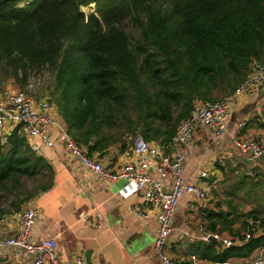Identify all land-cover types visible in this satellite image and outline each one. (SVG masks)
<instances>
[{
    "label": "trees",
    "instance_id": "16d2710c",
    "mask_svg": "<svg viewBox=\"0 0 264 264\" xmlns=\"http://www.w3.org/2000/svg\"><path fill=\"white\" fill-rule=\"evenodd\" d=\"M253 63H264V0H0V85L49 70L60 115L89 154L110 146L106 127L172 142L199 102L231 94ZM20 129L0 138V192L49 168ZM261 175L246 179L264 188ZM262 245L264 234L225 252Z\"/></svg>",
    "mask_w": 264,
    "mask_h": 264
},
{
    "label": "crops",
    "instance_id": "0c3cea01",
    "mask_svg": "<svg viewBox=\"0 0 264 264\" xmlns=\"http://www.w3.org/2000/svg\"><path fill=\"white\" fill-rule=\"evenodd\" d=\"M242 121L245 125L240 131L241 137L264 143V92L243 98L233 106L223 135L199 126L188 143L186 180L202 185L210 198L201 201L187 193L181 199L167 246L176 264H251L255 251L250 255L226 253L227 249L215 238L201 239L203 234L215 231L242 235L251 218L246 215L262 207L256 203L243 208L233 201L242 188V184L234 182L242 178L243 184L251 183L246 179L249 177L257 182L264 172V165H251L232 140ZM20 133L25 135L23 131ZM53 137H57V132H53ZM27 139L30 143L39 141ZM126 139L127 142L114 143L92 155L104 161L105 166L118 168L134 157L132 135ZM42 148V157L49 165L43 172L49 173L50 182L26 205L38 210L32 241L54 239L60 264H88V252L92 264H162L154 249L157 208L147 203L144 191L122 195L124 179H103L85 169L59 140L54 148L45 145ZM165 152L171 155L172 150ZM202 170H208L209 177L197 179ZM163 182L166 188L172 185L170 179ZM226 186H230V190L225 189ZM18 215L0 221L1 235L15 234ZM256 220L260 221L262 229L254 237L264 234V224ZM16 250L0 248V264H19L13 254Z\"/></svg>",
    "mask_w": 264,
    "mask_h": 264
},
{
    "label": "built area",
    "instance_id": "2783aa9c",
    "mask_svg": "<svg viewBox=\"0 0 264 264\" xmlns=\"http://www.w3.org/2000/svg\"><path fill=\"white\" fill-rule=\"evenodd\" d=\"M260 92H264V63H253L246 79L231 94L217 101L199 102L191 115L181 121L172 142L161 145L160 142L148 140L143 134L137 133L133 137V159L118 168H109L104 161L89 154L88 148L73 138L52 100L48 97L36 99L23 89L0 85V138L6 143L13 130L21 126L19 132L23 131L28 138L39 140L31 144L39 156L44 155L43 145L54 148L56 140H59L85 169L103 179H124L126 185L121 190L122 195H132L144 190L147 203L157 208L155 252L162 264H176L167 246L181 199L187 193L201 201L210 198V193L202 185L186 180L188 143L199 126L213 130L218 136L223 135L227 131L233 106L241 99ZM244 125L243 121L239 123L238 131L232 136L233 142L242 153H249L251 159L264 157V143L255 138L241 137L240 131ZM54 131L57 132L56 138L53 137ZM170 148L171 155H165V150ZM233 165H236L235 160ZM152 171L162 180L157 179ZM208 177V170H202L196 176L201 180ZM168 179L172 181L170 188H166L163 182ZM37 220L38 210L33 206H25L16 219L15 234H0V248H17L13 254L19 264H60L54 239L37 242L31 240ZM260 229V221L249 218L247 231L242 235L231 236L215 231L203 234L201 239L206 241L214 237L221 242L224 249L241 247ZM251 264H264V245L255 250Z\"/></svg>",
    "mask_w": 264,
    "mask_h": 264
},
{
    "label": "rangeland",
    "instance_id": "374dc122",
    "mask_svg": "<svg viewBox=\"0 0 264 264\" xmlns=\"http://www.w3.org/2000/svg\"><path fill=\"white\" fill-rule=\"evenodd\" d=\"M83 9L90 13L92 11L91 6L83 7ZM127 30L134 36H137V31H135L133 24L131 22H127L126 24ZM1 86L4 87H11V88H17V89H23L27 91L31 96H33L36 99H41L43 97H48L50 100L54 101V97L52 94V74L49 70L45 69L40 73H34L29 78V81L24 87H19L15 84L14 81H8L6 84H3ZM56 105V104H55ZM135 114V112H133ZM158 122H155V125H157ZM123 127L115 126V127H106L105 132L107 135H110L111 138L109 139L111 142L110 145L114 143L121 144L123 141L127 142L128 135H124L121 139V132L123 131ZM133 133V132H131ZM137 133L132 134V138ZM156 140V139H155ZM154 141V140H153ZM156 141H160L162 144H168L164 137H159ZM33 141H31L32 143ZM244 158H250L249 153H243ZM243 179L241 178L238 182H234L236 185L242 184L241 190H239L238 195L234 197L233 201L234 204L242 205L241 207L246 208L250 206L256 205H262L261 209L264 211V188L253 186L250 182H245L243 184ZM50 182V176L49 173L45 172H39L35 177L28 178L24 177L21 179L20 182H11L8 190L1 191L0 192V221H5V219H9L12 217H16L19 212L22 210L24 206H26L29 201L26 200L25 202H22L18 205L21 198H24L25 196L32 194V198L36 196V194L39 193V191L43 190L44 187L49 184ZM15 186H17L15 189ZM230 186H226L225 189H229ZM144 191V190H142ZM19 207V208H18ZM259 219L262 221L264 220V216L261 215ZM242 222V221H241Z\"/></svg>",
    "mask_w": 264,
    "mask_h": 264
},
{
    "label": "water",
    "instance_id": "95a60500",
    "mask_svg": "<svg viewBox=\"0 0 264 264\" xmlns=\"http://www.w3.org/2000/svg\"><path fill=\"white\" fill-rule=\"evenodd\" d=\"M246 161H248L251 165L252 164L264 165V157H255L254 159L247 158ZM86 258H87V263L92 264L90 252L87 253Z\"/></svg>",
    "mask_w": 264,
    "mask_h": 264
}]
</instances>
